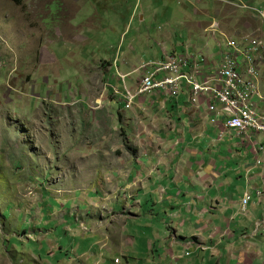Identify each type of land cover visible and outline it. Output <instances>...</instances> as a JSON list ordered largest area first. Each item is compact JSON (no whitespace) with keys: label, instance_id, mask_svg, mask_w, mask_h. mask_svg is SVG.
I'll return each mask as SVG.
<instances>
[{"label":"crops","instance_id":"crops-1","mask_svg":"<svg viewBox=\"0 0 264 264\" xmlns=\"http://www.w3.org/2000/svg\"><path fill=\"white\" fill-rule=\"evenodd\" d=\"M213 1L212 14L202 10L210 20L221 8L238 13L234 0ZM186 6L180 20L184 41H177L170 28L165 37L158 35V48L149 56L139 58L133 52L121 61L99 59L107 64L103 69L97 63L91 67L106 73L116 65L115 75L104 78L101 103H93L107 108L116 130L133 147L112 150L97 181L60 196L61 207L71 208L52 219L62 230L60 243L53 245L54 264H116L114 259L117 264H264V135L227 129L221 111L207 110V97L196 106L189 103L186 85L177 97L153 91L137 95L125 108L124 92L137 90L143 64L159 62L165 54L185 55L183 72L188 74L192 66L193 75L203 81L220 60L221 34L262 37L264 42V27L254 14L240 13L246 20L239 23L228 16L223 21L229 29L222 23L224 32L219 27L208 37L209 22L194 19L200 12L197 3ZM175 14L167 13V27ZM261 65L258 87L264 96ZM252 101L264 112V101ZM245 194L249 200L242 204ZM71 216L74 223L69 225ZM62 236L69 239V249Z\"/></svg>","mask_w":264,"mask_h":264},{"label":"rangeland","instance_id":"rangeland-1","mask_svg":"<svg viewBox=\"0 0 264 264\" xmlns=\"http://www.w3.org/2000/svg\"><path fill=\"white\" fill-rule=\"evenodd\" d=\"M190 2L200 10L194 19L209 22L208 37L212 22L224 32L226 17L246 20L240 13L258 16L264 27L256 12L243 8L258 5L264 12V0H234L238 13L221 8L212 20L202 10L210 11L213 0H0V264L55 263L53 245L62 230L52 219L71 208L61 207L60 196L85 190L101 176L110 154L133 147L107 108L95 104L116 65L106 73L91 67L103 69L107 64L99 59L121 61L133 52L149 56L158 35L165 37L170 28L184 41L180 20ZM164 11L176 13L168 27ZM230 37L219 38L220 49H230ZM66 222L73 224L74 217ZM62 238L69 249V239Z\"/></svg>","mask_w":264,"mask_h":264},{"label":"built area","instance_id":"built-area-1","mask_svg":"<svg viewBox=\"0 0 264 264\" xmlns=\"http://www.w3.org/2000/svg\"><path fill=\"white\" fill-rule=\"evenodd\" d=\"M264 20V12L260 11ZM212 36L218 32L219 25L212 22L209 26ZM224 34H221V37ZM229 50H222L220 60L211 76L198 81L193 75L194 67H189L187 73L183 68L187 66L185 55L165 54L163 59L151 65L143 64L139 67L141 76L135 92L125 90V108L137 95L149 94L153 91H163L177 97L182 87L188 86V101L191 105H198L204 96L209 99L207 110L213 113L221 111L225 116V127L237 131H255L264 135V112H255L252 98L260 95L257 69L255 63L260 62L264 54L263 41L254 36H244L239 40L229 38L226 41ZM249 200L245 194L242 204ZM119 259H114L118 263Z\"/></svg>","mask_w":264,"mask_h":264},{"label":"bare ground","instance_id":"bare-ground-1","mask_svg":"<svg viewBox=\"0 0 264 264\" xmlns=\"http://www.w3.org/2000/svg\"><path fill=\"white\" fill-rule=\"evenodd\" d=\"M243 8H245V9H247V10H254L259 16H260V11L259 10H257V9H254V8H251V7H249L248 5H245V6H243ZM260 18H261V21L263 22L262 23V25L264 26V20H263V18L260 16ZM258 63L259 62H257V63H255V68L257 69V81H258ZM187 86V85H186ZM188 87V86H187ZM183 88V87H182ZM251 102H253L252 100H251ZM255 112H257V113H263V112H261V111H258V110H256L255 109ZM226 117V116H225ZM226 120V119H225ZM224 124H225V121H224ZM237 131V130H236ZM240 132H242V131H240Z\"/></svg>","mask_w":264,"mask_h":264},{"label":"trees","instance_id":"trees-1","mask_svg":"<svg viewBox=\"0 0 264 264\" xmlns=\"http://www.w3.org/2000/svg\"><path fill=\"white\" fill-rule=\"evenodd\" d=\"M13 1H15L16 3H18L19 2V0H13ZM23 232V231H22ZM25 233V232H24ZM25 235V234H24Z\"/></svg>","mask_w":264,"mask_h":264},{"label":"clouds","instance_id":"clouds-1","mask_svg":"<svg viewBox=\"0 0 264 264\" xmlns=\"http://www.w3.org/2000/svg\"><path fill=\"white\" fill-rule=\"evenodd\" d=\"M259 38V37H258ZM232 39H235V38H232ZM261 39V38H260ZM236 40H239V39H236ZM262 40V39H261ZM263 41V40H262ZM263 44H264V42H263Z\"/></svg>","mask_w":264,"mask_h":264}]
</instances>
